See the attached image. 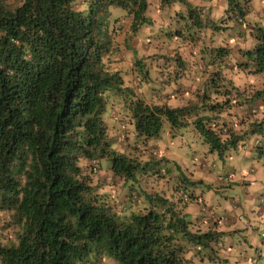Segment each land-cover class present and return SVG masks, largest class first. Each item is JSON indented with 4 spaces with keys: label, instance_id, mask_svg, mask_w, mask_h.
<instances>
[{
    "label": "trees",
    "instance_id": "obj_1",
    "mask_svg": "<svg viewBox=\"0 0 264 264\" xmlns=\"http://www.w3.org/2000/svg\"><path fill=\"white\" fill-rule=\"evenodd\" d=\"M156 2L159 8L177 6L170 22L177 24L166 23V38L155 32L150 0H0V211L6 213L1 225L16 227L14 241L0 240V264H95L105 256L114 264H193L197 252L211 251L224 234L197 194V207L184 202L193 192L179 188L178 196L155 194L151 201L152 191L144 195L148 202L134 194L133 181L143 171L149 175L163 157L133 158L117 150L102 113L108 93L118 94L123 108L111 101L121 112L113 110L109 123L127 122L134 141L158 137L163 126L170 136L190 125L218 155L243 144L247 133L264 155V113L258 120L244 114L264 100V86L240 89L227 75L229 68L264 74V19L248 22L251 45H231L237 33H229V43L216 36L231 27L229 21L241 22L252 0H224L214 17L209 6L190 0ZM113 6L123 11L112 17ZM122 22L139 92L110 62L119 54L115 37ZM202 28L213 36L198 48L201 85L188 95L179 78L193 80V61L179 50L162 51L157 42H195ZM157 60L166 71L158 85L166 82L171 91L151 84L150 68L160 70ZM143 85L151 92L147 99ZM166 93L177 95L176 103ZM231 105L236 113L228 111ZM101 158L108 161L110 178L91 181ZM112 174L127 186L126 204L100 186ZM198 215L206 218L203 228Z\"/></svg>",
    "mask_w": 264,
    "mask_h": 264
},
{
    "label": "rangeland",
    "instance_id": "obj_2",
    "mask_svg": "<svg viewBox=\"0 0 264 264\" xmlns=\"http://www.w3.org/2000/svg\"><path fill=\"white\" fill-rule=\"evenodd\" d=\"M83 2V0H79ZM198 4H202L203 6H209L210 13H213V17L219 15L218 6L224 5V0H193ZM150 12L147 13L154 14L155 16V32L158 36L163 38L168 37L163 34L164 31H167L169 27L176 26V20L174 23H170L173 21L174 17V9L177 7L174 4L170 6H165L167 12L170 13V17L166 15L167 21L169 22V27H166V22L164 24L159 23V7L155 3V0H150ZM123 9L120 7L113 6L111 7V15L115 13L122 12ZM113 17V15H112ZM264 17V0H252V5L250 4L248 7V11L245 14V18L238 21H229L228 24L231 25L230 28L222 27V29L218 32L216 36V41L223 42L228 39L229 33L232 34L237 33L234 40L230 42L231 45H251L253 42L252 37H246L248 22L252 21H263ZM177 18V17H176ZM170 19V21H169ZM162 20V19H161ZM123 27L120 29V36H116V43L118 46V51L120 53V59H115L112 61V65L115 67H122L126 73L124 74L125 83L130 85L131 87H135V76L136 73L134 69L131 72L132 60L129 55L130 50L127 48L126 43H124L123 34L125 29V22H122ZM159 25H163L160 27ZM147 27H149L147 25ZM202 31V32H201ZM211 31L210 28H206L205 30L202 28L199 33L200 38H197V41H191L188 39L181 38H168L167 42L158 43L161 45V50L166 53H171L174 50H179L182 52L184 56H187L190 62H192V66L189 69L190 73H195L196 70L200 69L198 66L197 60H200L201 53H199V47L201 42L205 44L209 42V38L213 36L209 34ZM246 34V35H245ZM223 35V37H222ZM226 35V37H225ZM228 41V40H227ZM132 43H136V39L130 40L128 42L129 46H132ZM229 43V41H228ZM110 61V60H109ZM111 62V61H110ZM162 61L157 60V66H153L150 68V74L154 77V81L151 83L152 85H158L159 81L166 74L164 66L161 64ZM161 64V65H160ZM203 72V71H202ZM206 72V71H205ZM204 72V73H205ZM201 74V73H198ZM198 74H193V80L188 76L180 77L182 90H184L188 95L193 94L194 87L200 84V80L198 78ZM190 75V74H189ZM227 75H230L232 82L240 89L252 90L257 86H264V74H252L250 72L244 73L243 71H235L234 68H229L227 70ZM166 82L160 83L164 87H159V89L164 92L166 90L171 91L172 88L167 89ZM136 91L139 92L137 88ZM151 89V88H150ZM188 89V90H187ZM193 89V90H192ZM188 91V92H187ZM140 92L143 93L145 99H147V95L151 94L149 89L145 88V86H141ZM181 93V94H182ZM147 94V95H145ZM169 102H175L177 95L170 94L167 96L165 94ZM186 95V94H185ZM121 97L118 94L108 93L105 109L102 113L104 120L108 123V131L111 136H114L113 145L117 150H122L133 158L146 159L149 156H152L153 159L160 158L159 162L156 165L148 170H151L149 175H145V172L138 175L137 180L133 181V188L136 193L140 194L141 199L143 200L144 195L152 193L151 201H154L155 194L161 195L163 197H170L176 195L180 189L184 192H193L195 196H189L186 201L182 200L180 203L184 202H192L199 196L201 204L204 203L203 209L206 216L218 219L219 221L225 222L227 218L224 216H231L234 208L236 207L241 213V207L243 206L242 214L243 219L246 225L250 223L256 224L257 228L253 233L249 234V226H244L243 224L240 226V229L237 231L235 236L229 238L224 234L218 237V241L220 244L217 246L220 248L219 255L223 256L218 258V260L210 261L209 264H255L253 260H256V264H264V247L262 248L260 240L262 236H264V215L259 217L254 216L252 214V208H255V213L259 208L257 207L258 203H263V211H264V155L259 154L255 149V137L252 134H245L243 136V144H239L232 149L226 155H218L216 151H210L207 145L202 141L199 134L192 128V126L188 125L186 127L179 128L176 133L174 131V135L168 134L165 126H163V130L160 135L156 138H148L145 141L137 139L134 141L132 139V135L130 134V129H127V122H121L118 126V123L110 124L113 110L121 112L123 108ZM116 100L121 106V109L117 107L111 108V101ZM177 101V100H176ZM176 103V102H175ZM172 104V103H171ZM255 106L250 108L249 111L244 112L245 117L248 120L251 119H260L264 113V100L259 99L256 101ZM232 111L236 113L234 109V105H231L228 108V111ZM241 111V110H240ZM233 119H236L233 114H231ZM246 119V120H247ZM235 128L239 125L241 128L247 126L246 124L234 123ZM116 136V137H115ZM144 143V144H143ZM153 145L150 147V145ZM144 145V147H143ZM108 161L105 158H101L99 160V166L95 168L94 173L91 174V181L98 180L99 177L103 178V175L110 174L109 169L107 168ZM150 167V166H149ZM151 168V167H150ZM252 171V172H251ZM111 175V174H110ZM109 175V176H110ZM108 176V177H109ZM260 178L255 179L256 177ZM110 178V177H109ZM244 178V179H243ZM104 181V178H103ZM250 181L248 184L247 182ZM179 182V186L177 191L174 192L173 186ZM177 185V184H176ZM101 188H106L104 190L110 199L113 197L116 201L124 202L125 204L128 202V189L127 186L121 183V178L117 176H113L108 182H102ZM248 187V195H245L242 191L243 188ZM180 188V189H179ZM99 191V190H98ZM188 194V193H187ZM197 194V195H196ZM255 198H259V200H255ZM144 202H148L147 199L144 198ZM133 203V202H130ZM116 205V204H115ZM133 205H138L133 203ZM191 207H197L196 202L190 205ZM199 206L198 212L203 215V210ZM131 207H133L131 205ZM117 208V206H115ZM247 212V213H245ZM6 213L1 210L0 211V240L2 242H10L15 240L16 235V227L14 226H2L1 223L4 220ZM209 218V221H211ZM264 244V240L261 241ZM212 243V247H213ZM215 245V244H214ZM225 249L228 251L223 252ZM223 252V253H221ZM208 253V252H207ZM214 258V257H213ZM95 264H114L113 260L108 257H103L101 260L96 262Z\"/></svg>",
    "mask_w": 264,
    "mask_h": 264
},
{
    "label": "crops",
    "instance_id": "obj_3",
    "mask_svg": "<svg viewBox=\"0 0 264 264\" xmlns=\"http://www.w3.org/2000/svg\"><path fill=\"white\" fill-rule=\"evenodd\" d=\"M192 1L193 3H197L193 0H190ZM155 3L157 4L156 0H155ZM202 5V4H201ZM149 7V6H148ZM207 7V5L205 6ZM209 9V7H208ZM149 10V8H148ZM175 13V9L173 10ZM159 14H158V18H159V23L160 24H164L168 19L166 18V15L167 16H171L169 12H167V9L164 8V7H160L159 8ZM150 15L155 19V15L154 14H151ZM162 19V20H161ZM168 23V21L166 22ZM119 54H117L116 57H111L112 58V61L115 60V59H120V53H122L121 51L118 52ZM112 61H111V64H112ZM113 68H119L121 70V73L123 74V78L125 77L124 74L126 73V71L122 68V67H115L114 65H112ZM125 80V79H124ZM137 83V82H136ZM135 83V84H136ZM183 85V84H181ZM182 87V86H181ZM135 88H137L139 90V88L137 87V84L135 85ZM252 172V171H251ZM256 178L255 179H258L260 181V178L255 176ZM244 179V178H243ZM250 181L247 182V184L249 183ZM248 187L246 186L245 188H243V192L245 195H248L249 196V193H248ZM250 197V196H249ZM255 200H259L257 198H255ZM237 204V203H236ZM263 205V203L259 204V206ZM241 207V213L239 212V210L237 209V205L236 207L234 208L233 210V213L232 215L229 217V216H226L227 217V220L225 222L223 221H219L218 223H214L213 225H215L214 227L216 229H220L224 232V235L226 236H229V238L233 236H235L237 234V231L240 229V226L243 224L244 226L246 225L245 222H244V219H243V214H242V210H243V206H240ZM187 209V208H186ZM197 209V208H196ZM247 213V212H245ZM252 214L254 216H261L258 215V212L256 211L255 213V208H252ZM264 215V211L262 213ZM196 216V215H195ZM200 222V227L203 228L206 224V218L204 219V216L200 217V215H198V219H197V223ZM246 226H249V230H248V233L251 234L254 232V230L257 228L256 224H249V225H246ZM212 227V226H211ZM262 240H264V236H262V239L260 240V243H261V246L262 248L264 247V244L261 242ZM219 250L220 248L217 247L216 245H213L212 247V250H201L200 252H197V254L195 255V260H194V263L193 264H209L210 261H215V260H218L219 258ZM228 251V249H225L223 252H226ZM208 252V253H207ZM221 252V253H223ZM200 254V255H199ZM202 255V258H200V256ZM214 257V258H213ZM220 257H223V256H220ZM212 259V260H211Z\"/></svg>",
    "mask_w": 264,
    "mask_h": 264
},
{
    "label": "clouds",
    "instance_id": "obj_4",
    "mask_svg": "<svg viewBox=\"0 0 264 264\" xmlns=\"http://www.w3.org/2000/svg\"><path fill=\"white\" fill-rule=\"evenodd\" d=\"M260 204H261V203H260ZM259 210H260V211H257V212H258V215H260V214L263 215V214H262V213H263L262 205L259 206ZM214 244H215L216 246H218L220 243H219V242H215ZM214 244H213V245H214ZM254 261H256V260H253V262H254Z\"/></svg>",
    "mask_w": 264,
    "mask_h": 264
}]
</instances>
